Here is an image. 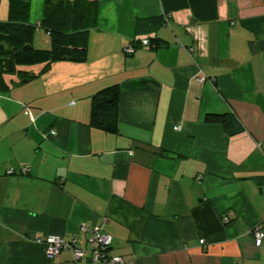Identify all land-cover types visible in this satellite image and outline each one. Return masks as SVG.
I'll return each mask as SVG.
<instances>
[{
	"label": "crops",
	"instance_id": "0c3cea01",
	"mask_svg": "<svg viewBox=\"0 0 264 264\" xmlns=\"http://www.w3.org/2000/svg\"><path fill=\"white\" fill-rule=\"evenodd\" d=\"M40 69L0 68V264H75L38 239L79 233L89 253L82 225L123 264H264V0H99L87 60ZM111 84L118 133L90 125Z\"/></svg>",
	"mask_w": 264,
	"mask_h": 264
},
{
	"label": "trees",
	"instance_id": "16d2710c",
	"mask_svg": "<svg viewBox=\"0 0 264 264\" xmlns=\"http://www.w3.org/2000/svg\"><path fill=\"white\" fill-rule=\"evenodd\" d=\"M98 3L99 0H44L42 17L34 23L32 0H9V18L0 21L2 73L17 74L21 81H28L37 75L39 65L40 73H44L56 61H86L88 34L98 20ZM42 29L50 36V48L34 45L37 32ZM138 44L140 40L134 43L136 49ZM120 93V84H111L91 96V126L118 133ZM227 118V114L206 115L208 122L227 123Z\"/></svg>",
	"mask_w": 264,
	"mask_h": 264
},
{
	"label": "built area",
	"instance_id": "2783aa9c",
	"mask_svg": "<svg viewBox=\"0 0 264 264\" xmlns=\"http://www.w3.org/2000/svg\"><path fill=\"white\" fill-rule=\"evenodd\" d=\"M141 44L149 46L150 40L148 38L143 39L141 40ZM135 50L136 45H134V43H130L124 48L126 54H133ZM205 78L206 77L203 76L199 78V81H204ZM51 133L56 134V130L52 129ZM225 221H228L227 217H225ZM86 232H91L89 253L79 245V233L72 235L70 238L63 236L40 237L38 241L46 245V252L50 258L56 257L62 249L70 248L74 253L73 259L75 264H123L125 262L124 257L111 254L110 250L113 237L103 232L101 226L89 229L87 225H82L80 233ZM252 233L256 245L260 246L264 238V221L256 225ZM201 242H204V239H201Z\"/></svg>",
	"mask_w": 264,
	"mask_h": 264
},
{
	"label": "rangeland",
	"instance_id": "374dc122",
	"mask_svg": "<svg viewBox=\"0 0 264 264\" xmlns=\"http://www.w3.org/2000/svg\"><path fill=\"white\" fill-rule=\"evenodd\" d=\"M2 12L5 13V15L7 16L5 21L8 20L9 18V2L8 0H0V16L2 15ZM41 36L39 37V34L36 35V39H35V43L34 45L38 46V45H45L44 44V37H45V32L43 31L41 34ZM46 48V47H43Z\"/></svg>",
	"mask_w": 264,
	"mask_h": 264
}]
</instances>
